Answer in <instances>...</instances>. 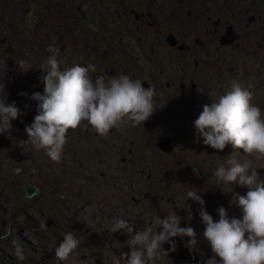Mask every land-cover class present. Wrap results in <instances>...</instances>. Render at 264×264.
Wrapping results in <instances>:
<instances>
[{"label":"rangeland","instance_id":"374dc122","mask_svg":"<svg viewBox=\"0 0 264 264\" xmlns=\"http://www.w3.org/2000/svg\"><path fill=\"white\" fill-rule=\"evenodd\" d=\"M46 1L43 0V2ZM58 1L62 5L66 4L65 0ZM147 1L153 3V0H115L117 8L115 20L117 22L122 20V4L134 6L137 11L142 10L138 8ZM194 2L198 3L174 7L171 0H160L158 7L161 12L157 14V17L162 33L166 34L169 28H172L175 33L183 34V24L174 21L172 13L180 12L183 15L184 11L188 10L192 11V16H196L197 13L200 21L206 22L210 28L219 17H224L234 25L237 33H241L237 40H227V43H219V35L216 34L211 47L208 44H206L208 48L197 46L200 54L207 59V61H199L198 69L194 68L192 60L188 62L183 60L185 50H181L179 56L174 55L171 63L161 64L156 61V57L146 63L144 61L139 63L140 60L135 63L133 49L137 55H140L141 51L137 37L141 35L142 45L147 50L148 45L143 41L144 36L148 39L154 37L155 26L142 24L130 15L127 25L129 29H126V25L117 24L119 25L117 34L131 37V39L122 40L130 41L131 44L128 45L125 42L117 46L113 38L116 25L111 29L103 24L110 22L108 19L110 5L97 3L96 0L75 1L76 4H88L82 6L81 10L87 11V16L85 19L79 16L78 24L68 21L66 26H56L53 31L50 27V17L41 8L39 12L43 17L42 20L38 19L37 35L33 32L34 27L33 31L29 32L31 25L25 27L17 23L13 27H6L3 35L0 33V40L4 38L3 47L0 46V83H3L4 87L3 97L10 100L9 103L5 101L6 104L16 106L18 100L31 107L32 101H35L30 97V94L34 93L31 87L38 81V76L41 78L46 74L39 67L50 55L49 45L59 49L57 59L62 70L76 64L81 66L94 64L96 71L90 73L93 80L98 71V65L109 61L105 51L112 46L116 49L114 56L128 61L127 66L132 73L140 72L142 69V82L152 83V85L148 84L155 89L154 104L162 103L164 110L176 109V103L180 101L176 100L178 97L174 99L164 95L167 91L172 95V91L165 83L169 71H174L179 77L185 75L187 80L198 78L197 80L200 81L198 88L196 89L197 86L194 88L196 90L191 92L188 87L186 96L183 98L184 101L191 100L193 103L187 106L188 116L185 113V106H181L177 111L181 115V125L187 121L189 127L184 129L188 132V144L185 145L178 159H164L168 158V155L162 157L163 153L157 151L155 147L156 138L150 133L145 122L136 127L126 126L119 129L116 132L117 140L108 141L105 144L98 142V137L94 136L95 130L89 126V130H82L81 126L75 130L70 129L71 134L69 138L67 137L59 164L53 163L42 150L32 148L25 151L21 147H15L8 139V133L0 135V206H2L0 222L3 226L24 229L23 235L26 240L43 251L51 250L53 247L55 251L57 247L55 241L62 240L65 233L73 232L74 236L80 240V246L65 261L66 264H126V259H121V254L130 252L126 243L129 235L123 229L110 231L113 218L122 216L129 221L131 218L137 228L143 229L149 226V222L154 223L157 218H164L167 214L175 212L180 217V227L194 229L197 239L195 246L202 249V254L205 255L206 250H211L208 241L203 237L205 225L197 220L201 205L187 199V192L197 191L205 202L204 208L209 201L211 204L222 205L225 210L229 208L231 216H236L237 208L233 198L236 194L245 195L248 189L237 182L231 185H215L214 179L209 178L219 165L224 164L229 158H235L238 162L247 161L256 167L258 177L264 179V159H257L254 154L249 155L243 150L241 152L240 149H233L231 144H228L223 151L215 150L205 145L202 137H199L200 142L197 143L198 134L194 121L202 112L203 105L215 100L233 80H238L243 87L252 92V103L258 105L264 114V41L260 33L247 34L244 29L248 17L260 15L261 20H264V0H194ZM0 3H2L1 0ZM195 9H197L196 13ZM26 15H28L26 19L31 16V14ZM181 15L179 14L180 17ZM5 17L7 21L12 22L13 17L6 11ZM90 21L95 24L92 25ZM136 26L141 27V30H136ZM251 26L255 25L251 23ZM44 28L51 29L53 32H43ZM185 30L194 31L192 26H186ZM22 31L26 35L20 37L18 33ZM25 37L33 40L34 43L29 45L34 51L40 49V46H46L47 49L43 50L42 56L38 53L33 54L30 50L32 56L24 57V51L19 48V43ZM234 41L236 46L231 48ZM95 42L100 43V48L104 50L103 53L100 52L105 57L98 53L93 59L96 56L93 49ZM222 44L225 46L226 53L220 49ZM10 45L16 46L17 50L13 51ZM120 48H123V52ZM216 48H219V51ZM88 53L92 62L87 60ZM192 53L189 52L188 55ZM224 54L227 57L225 62L222 61ZM19 61H26L24 68L30 66L27 70H32L33 75L31 78L22 76L17 84H13L12 80L8 79L7 73L11 76L15 67L14 62ZM184 65L187 66L186 71L182 70ZM163 66L166 72L163 75L159 73V76L162 78L160 81L162 89L166 92L147 77ZM20 70L25 71L21 68ZM256 73H260L258 77ZM254 77L261 84L252 88L255 82ZM152 119H154L153 115L149 120ZM11 124L13 126V121ZM30 124V121L25 122L22 119L18 127L24 128ZM107 136H102V139H110L106 138ZM26 139L27 136L24 140ZM71 142L73 145L69 144ZM151 144L157 152L151 150ZM122 147L123 149H120ZM131 153L142 160L144 165L142 168L132 167V162L124 160L129 159ZM100 159L103 163L99 161ZM97 163L102 164L100 168L103 176H97L94 171ZM194 164L200 167L196 174L193 170L187 171V168ZM38 166H42L43 171L38 169ZM16 168L21 169L14 171ZM33 169L36 171L35 178H32ZM75 179H77L76 184H74ZM150 179L168 188L169 196L162 193L156 194L155 189L154 192L149 190L145 185L149 184ZM29 181H34L40 191L32 197L24 198V186H27ZM80 187H83L82 191ZM140 193H144L143 197ZM231 216L228 218L231 219ZM46 219L51 220L52 224L43 230L40 228V221ZM160 230L157 229V231ZM14 241L15 238H11L9 243L13 244ZM174 241L175 251L168 252L167 256L161 255L155 264H188L183 262L188 257V247L186 243H183V238L178 236L174 238ZM162 247L167 251L170 245L164 243ZM213 255L211 252L208 258ZM197 258L205 262L208 259ZM216 259L219 261V257Z\"/></svg>","mask_w":264,"mask_h":264},{"label":"clouds","instance_id":"9594fccd","mask_svg":"<svg viewBox=\"0 0 264 264\" xmlns=\"http://www.w3.org/2000/svg\"><path fill=\"white\" fill-rule=\"evenodd\" d=\"M230 24L232 27L230 22L227 26ZM48 51L50 55L39 67L46 73L40 78L43 94H32V99L39 101L37 114L25 127L27 139L22 141L19 138V146L23 150H42L53 163L59 164L70 129L75 130L87 122L97 134L107 136L113 128L119 130L143 124L154 113L155 89L151 86L145 87L139 79L133 80L125 74L107 80L101 75L93 80L90 73L96 71L94 64H76L62 70L57 59L59 49L49 45ZM17 63L22 70L30 68H24L26 61ZM3 96L4 87L0 83V135L8 133L10 136L11 121L17 119L19 109L14 104H6ZM252 99V92L238 80H233L215 100L203 105L202 112L194 121L198 134L196 142H200L199 137H202L205 145L218 151L231 144L233 149L264 159V114ZM197 171L198 167H194L193 173ZM212 179L215 185L237 182L248 190L245 195L236 194L233 198V203H237L241 210L242 219H229L226 210L220 207L217 209L218 221H214L205 210V202L197 191L187 192V199L201 205L199 215L205 225L203 237L214 254L206 264H264V179L258 177L256 167L235 158L219 165ZM179 225L180 217L175 212L157 218L154 223L149 222V226L143 229L137 228L131 218L129 221L116 216L110 231L123 229L129 235L126 243L130 252L121 254L126 264H155L161 255L167 256L168 252L175 251L174 238L178 236L189 238L186 246L190 252L195 249L194 229ZM40 228L47 229L45 220L40 221ZM158 228L161 230L157 231ZM164 243L170 245L167 251L162 247ZM13 245V254L18 260H24L22 246L15 241ZM55 245V251L54 247L50 250L52 256L66 264L65 261L80 246V240L73 232H67Z\"/></svg>","mask_w":264,"mask_h":264},{"label":"flooded vegetation","instance_id":"af4514ba","mask_svg":"<svg viewBox=\"0 0 264 264\" xmlns=\"http://www.w3.org/2000/svg\"><path fill=\"white\" fill-rule=\"evenodd\" d=\"M1 1L2 3H0V33L2 35L6 31V27H13L16 23L19 25H23L25 27L31 25L29 32H32L33 31L32 28L34 27L33 32L35 35H37L38 34L37 26H38V21H39L38 19L40 18V20H42V17H43V15H41L39 12L41 8L44 9L47 12L46 14L50 17L49 18L50 27L53 29V31L55 30L56 26H59V27L66 26L68 21L72 23L76 22L78 24L80 22V18H79V14L77 11L81 10L82 6L88 5L87 3L76 4L75 3L76 0H65L66 4H63V5L58 0H47L46 2H43V0H1ZM96 2L100 4L109 3L110 6H109V18L108 19L110 22L109 23L104 22L103 24L111 27V29H113V27L117 24H123V25H126V27H128L127 25L129 22L130 15H133L135 19L142 24L146 23L147 25L155 26L154 37H151L150 39H148L147 37L144 36L143 41H145L148 45L147 50H145L144 45H142L141 35L137 37L140 47H141V51H140V55H137L135 52V49H133L135 53V58H134L135 63H138L139 60H140L139 63H141L142 61L146 63L148 61H152L153 57H156V61H159L161 64L171 63L174 55L179 56L181 50H185V54L183 55V60L185 62L192 60L195 65L194 68L198 69L200 66L199 61H207V59L200 54L199 50L197 49V46L203 47V46H206V44H208L209 47H211V44L214 42V37L216 34L219 35V43H221V40L223 41L224 39H227V40L236 39L237 40V38H239L241 34V33L239 34L236 32L233 24H232V29L229 30L228 28L229 25L227 26L229 22L224 17H219L216 21L213 22V26L210 28L206 22L200 21V18L198 17V14L196 13L197 9L194 10V12L196 13V16H192L191 10L184 11L185 14L183 13V15H181L180 12L172 13V15H174L173 20L181 22L183 24L182 26L184 29L183 34H181V32L175 33L174 29L172 28H169V31L166 34H164L161 31L162 28L160 30V25L158 24V17H157V14L161 12V9L158 7L160 0H153L152 4L149 1L144 2L142 6L138 8L142 10H137V11L135 10L134 6H131V5L125 6L126 4H122V7H121L122 8V11H121L122 20L118 22L115 20L116 9H117L115 0H96ZM188 3L195 4L194 0H171V4H173L174 7H176L177 5H184ZM5 11L8 12L9 16L13 17L12 22L6 20ZM26 14H31V16H29L26 19V16H28ZM179 14L181 15V17L179 16ZM83 18L85 19L86 16H84ZM146 19H152L154 21H148ZM168 20H171V19H168ZM263 22L264 20H261L260 15H257V17H253V20L251 22H247V24L244 26V29L247 32V34L260 33L262 40L264 41V23ZM251 23H253L255 26L252 27ZM186 26H192L194 31H186L185 30ZM136 30H141V27L136 26ZM42 31L49 32V33L53 32L51 29H47V28L42 29ZM241 32L244 33V31H241ZM169 33H172L174 37L169 39V35H168ZM18 34L20 37L26 35L24 31L19 32ZM122 39L123 37L121 36L119 45L116 44L117 46H121L123 43L126 42V41H122ZM235 41L234 43H232L231 48H234L236 46ZM32 43H34L33 40H31L28 37H25V39L19 43L20 45L19 48H21V51H24V57H31L32 56L31 52L33 54L38 53L39 56H42L43 50L47 49L46 46L45 47L40 46V49H37L34 51L29 45ZM127 44L129 45L130 42H127ZM223 45L224 44L220 46V49L223 51V53H226L225 46ZM0 46L3 47V42H1V40H0ZM10 47L11 49H13V51L17 50L16 46L10 45ZM206 48H208V46H206ZM114 50L116 51L115 48H113L112 46H109L108 50L105 51V53L107 54L106 55L107 60L109 61L106 64L100 63L98 65V71L96 72V75L94 76V80L96 77L101 76V75L105 76V79L107 80L109 77L118 76L120 74H125V75H128L133 80L140 79V81L142 82V79H141L142 69L140 70V72L132 73L131 70L127 66V63L129 62L120 57L116 58L114 56ZM120 50L123 52V48H120ZM216 50L219 51V48H216ZM100 51L103 53L104 50L100 48V43L96 42V49L94 50V53L96 54V56L93 59L97 57L98 53H100L99 55H102ZM189 52H193V53L191 55H188ZM226 59H227L226 54H224V58L222 61L225 62ZM87 60L92 62V60L89 57V53H88ZM130 60L132 62L131 58ZM14 65L15 67L12 71L11 76L7 73L8 79L12 80L13 84H17L18 79L22 76H27L29 78L32 77L33 75L32 70L21 71L17 63L14 62ZM122 67L123 69H121ZM178 70H181V68H178ZM182 70L186 71L187 66L184 65L182 67ZM165 72H166V68L163 66L159 68L157 72H152L151 74L147 75V77L152 79L154 83L159 88L162 89V82H160L162 78L159 76V73H162L163 75ZM259 72L262 73V71H259ZM259 74L260 73H256L255 75L258 77ZM38 78H39L38 81L31 87V90H33L34 93L39 92L43 94L44 86L39 76ZM195 79L191 78L190 80H187L185 75L179 77L177 73H175L174 71H169V73L166 75L165 83H166V86L169 87L170 91H172V95H170L168 91L164 95L171 96L173 98L178 97L176 100H180V101H177L176 103L177 108L173 109L172 111H170L169 108H166L164 110L162 103L156 104L155 105L156 109L154 113L152 114L154 119H152L151 121L149 119L145 121L146 125L149 128L150 133H152L153 137L156 138L154 142L156 150L161 151L163 153L162 155L163 158L165 157L164 155H168V158L166 157L164 159H171V160L173 158L178 159L179 154L184 150L185 145L188 144L187 140L189 136H188V132L185 131L187 128H189L187 125L188 122L185 121L184 124L181 125V115L177 111L180 110L181 106H185V113H186V116H188L187 106H190L193 103L191 100L184 101L183 98L186 96L188 87L191 89V92H192L198 88V85H200V81L197 80L198 78H195ZM254 81L255 82H253L251 86L252 88L261 84L256 77H254ZM142 83L146 87H149L150 85H152V83H150L149 81H146V82L144 81ZM182 83H184V87H181ZM192 84H194L195 87L197 86L196 89H192ZM164 91L166 92V90ZM30 97H32V94H30ZM3 98L7 103H9L10 100L8 98L6 97H3ZM17 102L18 104L16 105V107L19 109V115L17 119L12 120L13 127L11 129V135L9 136L8 134V139L12 143H13V141L11 140L12 136L18 137L22 141L27 136L25 132V127L24 128L18 127V125L20 123V120L22 119H24L25 122L30 121L32 123L34 116L37 114V105L39 103V101L37 100L32 101L31 107H30L18 100ZM88 126L91 127L90 125L83 123L81 125V129L89 130ZM189 126H190V123H189ZM117 131L118 130L115 128L111 129L109 131L108 136L106 137V138H110L108 140L102 139V136L97 134L95 131H94V136L98 137L99 143L101 142V144H105L108 141L113 142L117 140V137H116ZM69 133L70 132L68 131L67 135H69ZM163 134L170 135L172 137L173 144L177 147V150H178L175 156H172L170 153L160 150L156 146V141L158 137ZM111 136H114V138H111ZM113 145H115V143H113ZM14 146L20 147L16 145ZM120 149H123V147ZM151 150L157 152L152 144H151ZM124 160L132 162L131 166L135 168L140 169L144 166L143 163L141 162L142 160L139 159L136 154L133 155L131 153L130 158L127 160L126 159ZM99 161L103 163L102 159H100ZM101 163H97L94 167V171L97 176L104 175L100 168V166L102 165ZM194 167H198V166L196 164L191 166V168H194ZM39 168L41 171H43L42 166H38V169ZM20 169L21 168L15 169L14 171H18ZM198 170H200V167H198ZM32 173H33L32 178H35L36 177L35 169H33ZM209 179L211 180L212 176H210ZM29 182H33L36 185L34 181H29ZM148 182L152 186L162 185V184H159L158 182H153L152 179H150ZM207 202L208 203H206L205 205V210L212 216L214 221H218L219 215H218L217 209L222 207V205H216L215 203L211 204L209 201ZM235 206L237 208V215L231 216L230 209L227 208L226 209L227 216L228 217L231 216V218L242 219V213L237 203H235ZM197 220L200 223H203L200 218V215ZM183 225H186V224L183 223ZM188 239L189 238L186 236L183 237V243L184 244L186 243L187 245ZM187 253H188V257L183 262H187L188 264H191L192 260L197 257H200L203 259L208 258L209 254L211 253V250H206L205 255H203L202 249L195 246V249L191 252L189 251V248H188Z\"/></svg>","mask_w":264,"mask_h":264},{"label":"trees","instance_id":"16d2710c","mask_svg":"<svg viewBox=\"0 0 264 264\" xmlns=\"http://www.w3.org/2000/svg\"><path fill=\"white\" fill-rule=\"evenodd\" d=\"M79 16H87L85 10H78L77 11ZM92 25L95 23L90 21ZM119 25H116L115 31L113 33L114 41L117 45H119L120 37L122 36L124 40L131 39V37H127L125 34H117V29ZM126 29H129V27H126ZM95 36V34H94ZM122 39V40H123ZM93 49H96V42L93 44ZM193 116V115H191ZM199 116V115H198ZM196 116V117H198ZM190 123V122H189ZM71 133H69L70 135ZM68 135V138H69ZM73 145V142L69 143ZM76 151V149L74 150ZM43 182V181H42ZM41 182V183H42ZM77 179L74 180V184H76ZM149 190L153 191L156 190V194H164L168 195L169 189L166 188L163 185L160 186H152L151 184H147L146 186ZM83 190V187H80V191ZM154 192V191H153ZM143 197L144 193H140ZM149 199V198H146ZM2 208V206H0ZM0 264H61L62 260H59L52 256L50 250H41L39 247H34L31 242H28L26 238L23 235L24 229L22 228H14L12 226H3V224L0 222ZM11 238H15L16 243H18L20 246H22L25 259L24 260H18L16 256L13 254L14 252V245L9 243V240ZM61 240L55 241V243H60Z\"/></svg>","mask_w":264,"mask_h":264},{"label":"water","instance_id":"95a60500","mask_svg":"<svg viewBox=\"0 0 264 264\" xmlns=\"http://www.w3.org/2000/svg\"><path fill=\"white\" fill-rule=\"evenodd\" d=\"M252 19H253V16L248 17L249 22H251ZM231 29H232V27L230 25L229 30H231ZM172 37H173V35L169 34V39ZM227 42H228L227 39H224L223 41L221 40V43H227ZM181 87H184V83L181 84ZM192 88L193 89L195 88L194 84H192ZM12 140L14 141V143L17 146H19V142L21 141L19 138L12 136ZM156 146L160 150L167 152V153H170L172 156H175L178 152L177 147L173 144V140H172V137L170 135H166V134L160 135L156 141ZM191 170H193V168H191V167L187 168V171H191ZM24 191H25L24 198H29V197H32L35 194H37L40 191V189L38 187H36V185L34 183L30 182L27 186L24 187ZM45 224L47 227H49V226H51L52 221L45 220ZM191 264H206V262L202 261L201 259L195 258L192 260Z\"/></svg>","mask_w":264,"mask_h":264}]
</instances>
